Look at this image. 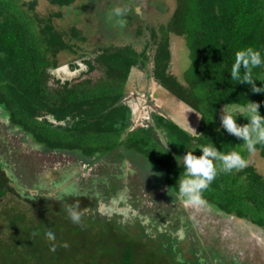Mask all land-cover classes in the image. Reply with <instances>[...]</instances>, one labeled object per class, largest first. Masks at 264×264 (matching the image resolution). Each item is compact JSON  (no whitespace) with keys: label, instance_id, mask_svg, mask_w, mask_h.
I'll list each match as a JSON object with an SVG mask.
<instances>
[{"label":"trees","instance_id":"trees-1","mask_svg":"<svg viewBox=\"0 0 264 264\" xmlns=\"http://www.w3.org/2000/svg\"><path fill=\"white\" fill-rule=\"evenodd\" d=\"M19 1L0 0V107L11 128L41 151L66 153L87 166L129 161L139 172L151 168L154 202L177 198L186 151L211 142L217 150H236L244 159L250 154L242 140L221 128L219 117L223 108L247 100L260 104L264 116V93H252L229 74L237 50L252 46L264 55V0H176L167 24L158 29V41L153 33L152 63L145 49H104L84 61L88 72L102 73L98 79L74 84L57 80L53 87L50 71L59 68L57 56L77 45L49 20H33L35 1L21 6ZM75 1L49 0L58 7ZM71 32L80 36L75 28ZM170 35L182 38L189 52L183 83L169 72ZM149 64L158 86L199 115L195 134L162 115L146 121L149 129L130 130L126 84L131 71L143 72ZM253 75L264 82V66L253 69ZM236 118L247 123L243 114ZM256 148L264 159V144ZM193 154L201 153L196 149ZM235 170L218 171L201 193L202 205L264 233V179L252 167ZM7 180L0 173V264H199L175 259V239L168 230L156 240H143L116 215L101 214L92 192L62 198L38 193L22 199ZM114 190L103 192L104 197ZM71 213L79 219L74 221Z\"/></svg>","mask_w":264,"mask_h":264},{"label":"rangeland","instance_id":"rangeland-1","mask_svg":"<svg viewBox=\"0 0 264 264\" xmlns=\"http://www.w3.org/2000/svg\"><path fill=\"white\" fill-rule=\"evenodd\" d=\"M32 1H35L32 15L35 22L36 18L45 22L49 20L65 40L77 45L73 52H62L57 56L59 68L50 71L55 75L50 77L51 87L56 85L57 78L60 80L62 77L70 79L71 84L85 79H98L102 73L99 70L88 72L84 61L93 59L104 49L112 50L125 46H131L138 52L145 49L149 63H152L156 50L153 33L158 41L159 27L167 24L176 7V0H76L69 7L54 6L49 0H20L19 5L21 6V2ZM23 8L25 9L24 6ZM72 28L77 29L80 36L72 37ZM80 37L85 40L82 41ZM169 50V72L183 83V75L190 64L185 41L170 35ZM150 70L151 64L143 72L131 71L126 84V93L129 96L132 93L134 95L128 96L129 103L131 104V98L134 103L137 102L133 106L134 119H139L136 112L141 110L142 101L145 103L147 100L146 92L149 89L148 96L155 92L157 109L166 119L195 134L199 115L186 105L175 101L165 90L157 88V83L150 76ZM136 91L142 94L135 96ZM245 161V167H252L264 179V159L258 151L248 154ZM69 165L70 167H67ZM74 165L78 169L72 167ZM7 168L18 178L24 175L21 180L29 181L27 184L30 183V187L37 186L38 190H31L33 194L68 197L92 192L96 200L95 206H101V214L116 215L120 221L130 225L133 234L140 233L143 240H156L157 234L165 230V225L168 226L173 238H179L178 241L174 240L177 257L182 255L181 258L186 261H200L201 264H214L216 261L218 264H264V233L261 229L244 220L220 216L208 206L199 209L198 206L186 205L181 201L166 200H152L151 204V168L139 172L138 167H134L129 161H102L89 167L86 162H76L64 153H44L24 133L10 127L6 113L0 107V173L5 174L3 169ZM56 168L68 169L66 174L55 177L57 184H53V180L39 181L38 177L43 172ZM78 170L81 172L78 173ZM240 170L236 169L234 173ZM114 184H118L119 189L117 186L115 192H110L108 197H104L105 187L108 185L106 189L110 187L114 190ZM30 187L27 186L28 189H31ZM20 197L28 198L26 195ZM135 217L141 221L142 224H139L143 229L134 225L132 220H135ZM164 221L165 225L162 224Z\"/></svg>","mask_w":264,"mask_h":264},{"label":"clouds","instance_id":"clouds-1","mask_svg":"<svg viewBox=\"0 0 264 264\" xmlns=\"http://www.w3.org/2000/svg\"><path fill=\"white\" fill-rule=\"evenodd\" d=\"M261 66H264V55L260 50L248 46L235 52L229 74L232 80L249 86L252 93L260 94L264 93V82L254 78L253 69ZM257 81L260 82V86H257ZM247 101L246 104L235 102L223 108V114L219 119L221 128L231 136L242 140L247 151L252 153L257 150L256 145L264 144V116L259 112L260 104ZM237 113L243 114L247 123H237ZM167 145L165 143L164 146ZM196 149L201 153L199 156L193 154ZM181 162L184 166V175L179 180L178 195L183 203L191 206L204 204L201 193L215 179L218 171L231 172L246 166L245 159L238 151L225 153L217 150L211 142L186 151L181 157ZM71 215L74 221L79 219L75 213ZM48 232L49 235H54L52 229H48Z\"/></svg>","mask_w":264,"mask_h":264},{"label":"flooded vegetation","instance_id":"flooded-vegetation-1","mask_svg":"<svg viewBox=\"0 0 264 264\" xmlns=\"http://www.w3.org/2000/svg\"><path fill=\"white\" fill-rule=\"evenodd\" d=\"M77 69H80L79 67H76ZM59 77V76H58ZM57 78V77H56ZM57 80H58V78H57ZM59 81H61V82H70V79H68L67 77H62V79H60ZM156 86H157V88L159 87L158 86V84H156ZM155 88V87H154ZM160 88V87H159ZM127 92V91H126ZM125 92V93H126ZM149 92H150V90L148 89V91L146 92V95H147V100H145V103H147V104H145L144 103V101H142V99H141V101H142V104H143V106H142V108H141V110L139 111V113H137L136 112V114L138 115V117H139V119H134L135 117H134V104H136L137 102H135L134 103V100H133V98H131V104L129 103L130 102V99L127 101V103L129 104V107H130V109H131V120H132V124H131V128H130V130H133L135 127H143V129H149V126H150V124L149 123H147L146 121H148V122H151V121H153V122H155V118H156V116L157 115H162L159 111H158V105H156V103H155V97H154V94H155V92L153 91V95H151V96H148V94H149ZM135 96H138L139 94H142V93H139L138 91H136L135 92ZM131 96L133 95V93L132 94H130ZM128 94L126 93V95H125V97L126 98H128ZM131 96H129V97H131ZM134 96V95H133ZM140 96V95H139ZM148 100H150V101H148ZM141 101H139L140 102V104H141ZM146 101H148V102H150L149 104H148V102H146ZM163 116V115H162ZM165 117V116H164ZM8 123V122H7ZM9 124V123H8ZM11 127V126H10ZM145 127V128H144ZM148 127V128H147ZM12 129H14V128H12ZM129 130V131H130ZM23 133V132H22ZM27 136V135H26ZM28 137V136H27ZM34 144V143H33ZM45 153V152H44ZM50 153V152H49ZM61 153V152H60ZM64 154H66V153H64ZM66 155H69V154H66ZM70 156V155H69ZM71 157V156H70ZM90 167V166H89ZM3 172L5 173V176H7V181H8V183H9V185H10V182L11 181H13L12 180V177L16 180V181H18L22 186H24L25 188H27V186H31L30 185V183L29 184H27L29 181H27V182H24L23 180H21V179H23V177H24V175H20L19 176V178L17 177V176H15L14 174H13V172H12V170L11 169H3ZM11 176V177H10ZM10 178H11V181H10ZM25 183H26V185H25ZM108 186V185H107ZM106 186V187H107ZM117 186H118V188H117ZM106 187H105V190H104V192H106V191H108V189L109 190H111L110 189V187L108 188V189H106ZM119 185L118 184H115V190H114V192L117 190V189H119ZM31 189L30 190H38L37 189V186H35V185H33V188L32 187H30ZM117 188V189H116ZM161 192H163V190H161L160 191V193ZM31 194H33L32 192H25V195L28 197V198H30L31 199ZM33 195H36V193H34ZM92 195V194H91ZM175 195V194H174ZM94 196V195H93ZM177 196V198H175V196H173V198L174 199H171L170 201H174V202H182L183 203V201L181 200V198L179 197V195H176ZM63 197V196H62ZM61 197V198H62ZM95 197V196H94ZM151 200V204H152V199H150ZM163 201H165V200H163ZM185 204V203H184ZM104 205V204H103ZM101 206L99 205L98 206V208H100ZM199 207V209H200V207L202 208V207H204L203 205H199L198 206ZM209 208H211L210 206H208ZM212 210H214L213 212H215V213H217L218 215H220V216H223V217H232V216H226V215H223V214H221V213H219V212H216V210L215 209H213V208H211ZM135 220H132V221H134L135 222V224L137 223H141V221L138 219V217H135L134 218ZM165 222L166 221H164L162 224L163 225H165ZM142 224V223H141ZM154 224V223H153ZM144 226H146V225H144ZM142 228H143V226H142ZM169 231V234L171 235V231H170V228L168 227V226H166L165 225V230L164 231ZM160 233V232H159ZM171 237L173 238V236L171 235ZM174 239H176L177 241L179 240V238H177L176 236H174ZM174 245H175V247H174ZM173 251L176 253L175 254V259L176 258H178V259H180V260H182L183 261V258H181V256L182 255H179V257H177L178 256V252L176 251V243H174L173 244ZM212 252H215V250H212ZM178 259H176V260H178ZM197 263H199V264H201L200 263V261H198ZM214 264H218V262L216 261V262H214Z\"/></svg>","mask_w":264,"mask_h":264},{"label":"water","instance_id":"water-1","mask_svg":"<svg viewBox=\"0 0 264 264\" xmlns=\"http://www.w3.org/2000/svg\"><path fill=\"white\" fill-rule=\"evenodd\" d=\"M76 72V71H75ZM76 164V163H75ZM76 165H78V164H76ZM76 165H74V166H72V167H74V168H77L78 169V167L76 166ZM67 167H70V165L69 166H67ZM67 170L68 169H66V168H56V169H53V170H51L50 172L48 171V172H43L41 175H40V177H38L39 178V181H40V179L41 180H46L47 182L48 181H51V182H53L54 181V183L53 184H57V182L55 181V179L56 178H58V176H59V174L61 175V174H66L67 173ZM79 172H81V170H78V173ZM77 174V173H76ZM78 175V174H77ZM66 176H68V175H66ZM56 177V178H55ZM62 177H64V176H62ZM10 180H11V178H10ZM53 180V181H52ZM42 182V181H41ZM43 183V182H42ZM10 186L11 187H13L16 191H17V193L19 194V195H21V196H25L24 195V193L25 192H31V190L30 189H28V188H25L24 186H22L18 181H16L15 179L13 180V181H11L10 182ZM53 186V185H52ZM58 186V185H57ZM59 189H57V191H58ZM33 191V190H32ZM36 191V190H35ZM39 194H41V193H39ZM50 196V195H49ZM53 197H55V196H53Z\"/></svg>","mask_w":264,"mask_h":264}]
</instances>
